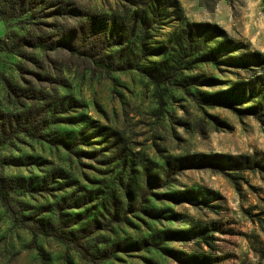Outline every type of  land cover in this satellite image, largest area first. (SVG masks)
<instances>
[{
    "label": "rangeland",
    "instance_id": "1",
    "mask_svg": "<svg viewBox=\"0 0 264 264\" xmlns=\"http://www.w3.org/2000/svg\"><path fill=\"white\" fill-rule=\"evenodd\" d=\"M65 7L0 19L51 38L0 52V264H264V0Z\"/></svg>",
    "mask_w": 264,
    "mask_h": 264
},
{
    "label": "trees",
    "instance_id": "2",
    "mask_svg": "<svg viewBox=\"0 0 264 264\" xmlns=\"http://www.w3.org/2000/svg\"><path fill=\"white\" fill-rule=\"evenodd\" d=\"M55 0H0V19L4 21L7 25L11 22H25V24L34 28L38 24V20L43 18V15H50L48 18H59L63 21L66 17V7L65 0H57V4L54 5V9L51 12H46L47 2ZM45 13V14H44ZM43 25L48 28H53V25H49V21H44ZM56 28L61 30V38H64L65 29L63 26L55 25ZM30 29L28 37H18L14 34H10L8 37H0V52H6L8 54H20L23 48L29 49H41L43 51L48 50V42L50 37L45 30L36 29L35 31ZM36 28V27H35ZM61 40V39H60ZM57 47L64 48V42L60 41ZM103 68H108V65H101ZM0 199L4 206L6 207L8 213L11 215L13 223L15 225H24L25 223L19 222L18 216L14 211V207L9 201V190L5 185L3 180H0ZM23 220H26L23 219ZM28 226L30 232L33 235V239L37 240L39 236H55L63 241L72 240L71 234L65 235L64 233H58L51 231L49 229L38 227V226Z\"/></svg>",
    "mask_w": 264,
    "mask_h": 264
}]
</instances>
